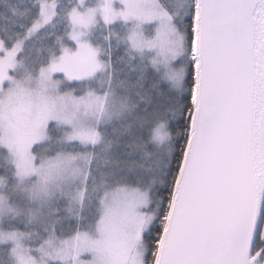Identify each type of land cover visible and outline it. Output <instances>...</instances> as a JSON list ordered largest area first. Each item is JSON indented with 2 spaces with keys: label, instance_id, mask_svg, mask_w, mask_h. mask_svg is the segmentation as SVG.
I'll return each instance as SVG.
<instances>
[{
  "label": "snow or ice",
  "instance_id": "obj_1",
  "mask_svg": "<svg viewBox=\"0 0 264 264\" xmlns=\"http://www.w3.org/2000/svg\"><path fill=\"white\" fill-rule=\"evenodd\" d=\"M0 264H264V0H0Z\"/></svg>",
  "mask_w": 264,
  "mask_h": 264
}]
</instances>
